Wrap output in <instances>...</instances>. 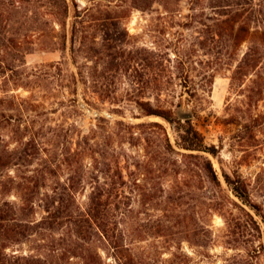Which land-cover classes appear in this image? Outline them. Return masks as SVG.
I'll list each match as a JSON object with an SVG mask.
<instances>
[{
	"label": "rangeland",
	"instance_id": "rangeland-1",
	"mask_svg": "<svg viewBox=\"0 0 264 264\" xmlns=\"http://www.w3.org/2000/svg\"><path fill=\"white\" fill-rule=\"evenodd\" d=\"M66 3L62 17L56 1L0 0V144L27 146L28 154L6 175L54 169L44 181L55 186L71 168L79 180L74 206L84 210L100 192L99 214L125 235L136 264H264V221L222 174L244 179L264 217V88L258 95L249 77L230 79L246 44L234 43L228 25L216 27L209 0ZM167 110L181 122L177 111L192 113L204 145L217 150L199 153L220 186L183 155L198 152L177 147V124L157 114ZM0 198L19 202L15 191ZM92 239L86 246L100 254L96 264H117ZM37 241L48 247L52 237L5 251L45 255L31 250Z\"/></svg>",
	"mask_w": 264,
	"mask_h": 264
},
{
	"label": "trees",
	"instance_id": "trees-1",
	"mask_svg": "<svg viewBox=\"0 0 264 264\" xmlns=\"http://www.w3.org/2000/svg\"><path fill=\"white\" fill-rule=\"evenodd\" d=\"M52 1L58 2L56 14L65 17L68 14L66 0ZM71 1L74 7V0ZM209 2L213 10H216L214 11L217 16L215 18L216 27L221 29L228 25L235 33L234 43L236 45L246 44L245 50L236 60L232 70L231 82L240 84L244 78L249 77L251 83L255 85V93L261 94L264 88V0H209ZM74 16L80 17L77 11ZM75 23L77 22L72 23V42L79 31ZM157 114L166 121L177 124L179 132L177 147L190 152H198L183 155L196 159L205 177L220 186L219 178L210 159L199 153L216 156L215 147L204 145L201 135L193 128L189 119L181 122L173 116L170 110ZM152 124L159 126L157 122ZM26 149L27 146L11 150L6 144H0V195L15 191L19 199L18 203H14L0 198V264H60L59 261L72 258H78L82 264H96L100 259V254L86 246L89 242H93L92 236L97 237L104 244V248L111 253L117 264H136L131 255V249L125 242V235L115 231L114 221L111 222L107 216L105 218L103 214H99L102 210L101 206L104 205V202L99 199L100 192L89 196V203L84 210L74 206L75 183L79 180L76 179L78 174L74 171L72 173L71 168L67 169L66 180H62L55 186H47L44 181L47 175L56 174L54 169L48 171L45 168H38L31 174L23 175L22 179L6 175L5 171L10 165L26 161L28 155ZM169 149L173 150L165 137L164 153H167ZM66 160L69 158L66 157ZM222 174L231 192L264 221L257 205L250 201L244 179L239 175L232 177L227 173ZM43 188L47 190L41 192ZM115 189V186L107 188V205H110L109 198ZM37 209L41 210V215L38 218H32L36 215ZM59 231L63 236L62 242L55 243L53 236ZM46 233L52 237V241L47 244L48 247L37 241L36 246L31 249L39 251L38 248H44L45 255L39 253L8 254L5 251L9 245L30 240L33 237L43 240Z\"/></svg>",
	"mask_w": 264,
	"mask_h": 264
},
{
	"label": "water",
	"instance_id": "water-1",
	"mask_svg": "<svg viewBox=\"0 0 264 264\" xmlns=\"http://www.w3.org/2000/svg\"><path fill=\"white\" fill-rule=\"evenodd\" d=\"M177 116L182 119H189L192 116L191 112L177 111Z\"/></svg>",
	"mask_w": 264,
	"mask_h": 264
}]
</instances>
